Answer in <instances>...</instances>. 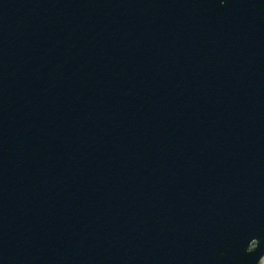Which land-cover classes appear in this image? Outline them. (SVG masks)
I'll return each mask as SVG.
<instances>
[{
    "label": "water",
    "instance_id": "water-1",
    "mask_svg": "<svg viewBox=\"0 0 264 264\" xmlns=\"http://www.w3.org/2000/svg\"><path fill=\"white\" fill-rule=\"evenodd\" d=\"M264 0H0V264H264Z\"/></svg>",
    "mask_w": 264,
    "mask_h": 264
},
{
    "label": "rangeland",
    "instance_id": "rangeland-1",
    "mask_svg": "<svg viewBox=\"0 0 264 264\" xmlns=\"http://www.w3.org/2000/svg\"><path fill=\"white\" fill-rule=\"evenodd\" d=\"M264 262V257H263V259L261 260V263H263Z\"/></svg>",
    "mask_w": 264,
    "mask_h": 264
}]
</instances>
